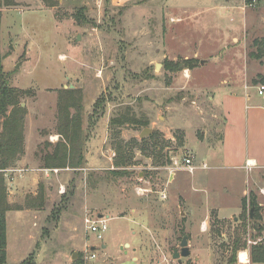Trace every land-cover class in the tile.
<instances>
[{"label":"rangeland","instance_id":"obj_1","mask_svg":"<svg viewBox=\"0 0 264 264\" xmlns=\"http://www.w3.org/2000/svg\"><path fill=\"white\" fill-rule=\"evenodd\" d=\"M13 1L0 9V56L8 86L20 92L23 138H37L30 144L35 158L56 144L59 135L57 141L50 137L58 133L60 92L72 91L82 109L85 160L80 168H58L57 178L43 175L31 186L29 179L21 194L14 180L18 160L4 171L6 191L15 193L12 200L7 196L6 264L34 253L32 264H229L238 236L244 248L237 264L239 252L250 256L253 245L264 243L245 219L250 203L260 210L252 196L256 185L248 204L231 201L240 193L223 201L240 204L236 223L218 219V203L212 205L230 192L226 183L233 173L220 160L226 98L264 85L261 61L247 56L252 42L264 36V0H57L54 7ZM218 6L243 13L247 25L231 23L232 12ZM186 61L192 68L181 67ZM249 93L252 100L234 105L227 143L233 134L234 145L248 143V115L260 101L256 91ZM119 115L146 126L128 123L113 131L110 119ZM145 128L151 134L140 137ZM117 143L126 151L124 168L114 167ZM187 156L196 168L192 173L173 165ZM116 170L121 174H111ZM247 178H236L239 187ZM36 193L42 199L33 200ZM32 203L41 208L20 218L15 208ZM98 215L109 219L101 239L83 223ZM184 236L189 255L173 259Z\"/></svg>","mask_w":264,"mask_h":264},{"label":"trees","instance_id":"obj_2","mask_svg":"<svg viewBox=\"0 0 264 264\" xmlns=\"http://www.w3.org/2000/svg\"><path fill=\"white\" fill-rule=\"evenodd\" d=\"M43 4L48 7H54L57 4V0H41ZM13 0H0V9L2 7L13 6ZM75 13V18L80 21L82 19V13ZM1 15V13H0ZM92 24V23H91ZM252 50L248 52L249 59L260 60L264 65V37L256 39L252 42ZM182 68H192V61H186L181 66ZM72 91L62 90L59 96L58 103V125L57 130L59 140L56 144L46 147L45 152H41L40 162L44 168L55 169L69 167L71 169L80 168L84 165V157L82 154V139L80 128V114L81 105L78 99L72 97ZM20 92L11 89L5 78V74L1 67L0 56V264H6V213L11 210V205L7 203V191L4 177V171L13 167L15 162L23 155V117L25 116L24 108L20 107L19 102ZM73 108L74 114H71L70 109ZM137 124L145 127L134 119L127 118L119 115L110 119L111 130H117L124 124ZM154 134L151 135L153 137ZM114 138H116L114 136ZM142 143L145 141L142 140ZM143 150V148H142ZM116 159L114 160L115 168H124L128 164L125 148L121 143H117L115 147ZM111 174H121L120 172L111 171ZM40 196V197H39ZM39 199H42V194L38 193ZM39 201V200H38ZM39 205L42 202H38ZM250 204V207H253ZM17 208H15L16 210ZM56 212L53 213L55 216ZM246 216L245 219L249 218ZM232 253L233 257L229 264H233L236 261L237 252L244 248V244L240 243L238 236H235L232 240ZM34 255L28 256L19 264H32L34 263ZM251 264H264V243L253 245L250 253ZM73 264H82L81 261H77Z\"/></svg>","mask_w":264,"mask_h":264},{"label":"crops","instance_id":"obj_3","mask_svg":"<svg viewBox=\"0 0 264 264\" xmlns=\"http://www.w3.org/2000/svg\"><path fill=\"white\" fill-rule=\"evenodd\" d=\"M219 9H222L224 11H229L232 13L230 14V22L232 23H239L242 28H244L247 23H248V17L243 15H237V12H234L233 9L227 10L225 6L221 7L218 6ZM208 10H211L210 8ZM217 15H214L211 17V21L214 22L217 20ZM234 19V20H233ZM264 37V36H263ZM233 42H236L237 39H232ZM260 61V60H259ZM203 63V62H202ZM262 63V62H261ZM262 68L264 69V65L262 64ZM259 87V86H258ZM257 87V88H258ZM246 87H243L244 89V96L242 97L244 101H242V98H238L235 93L230 94V96H227L226 100L227 105H226V110L224 112V119H225V124H224V136L221 138V143L219 144V147L222 148L221 151L222 157L220 160H222L225 163V167L233 171L232 176L230 179L227 181V186L230 189L229 193H224L219 195V198L214 200L213 199V204L218 203V205L213 206L214 210L216 211L217 218L219 219H226V218H232L234 223H236V215L238 214L240 210V204L236 206L235 203H240L241 199H245V202L248 204L249 198L251 191H253V186L256 185L258 188V191L254 193L253 196V201L257 203V205L260 207L259 211L255 210V207H248V213L250 217L247 220V227L248 231H259V234L261 235V240H264V179H263V171H264V94L263 95H258V89L256 87H250L254 89H245ZM249 90L256 91L257 96H260V101H255L254 105L252 106L253 111L250 112V115H248V123L250 122L251 124V132L247 133V139L248 143L246 146L242 147L240 145L237 146L234 145L236 141H234L233 136L231 135L229 137V143H227V133H228V127L230 126V122L234 117H236V111L234 110V105L236 103L242 104V102H249L252 100V95L249 93ZM213 101V98L211 99ZM246 122V119H244ZM35 138V139H34ZM231 138V139H230ZM238 140V135L235 137ZM36 137H29V140L27 139L26 136L23 138V146H24V152L23 155L19 158L18 160V167H16V172H18L17 175H14V180L15 182H19L18 186L17 184L15 185L16 191L18 194H21L25 189L28 188V184L30 183L29 179H31L32 183H30V186L35 184H39V182L36 180L39 177H43V173L40 171V169H43L42 166H34L37 162H40L39 158H35V150H34V145L31 146V142L33 144L36 142ZM239 139H242V136L239 137ZM51 141H57L58 140V135L56 136H51L50 137ZM36 144V143H35ZM41 163V162H40ZM42 164V163H41ZM250 164L251 166L249 168H246V165ZM65 171V170H64ZM240 171V172H239ZM60 172V171H59ZM5 173V172H4ZM6 174H4V177ZM61 175V173L56 174L55 176L51 175V178H57ZM246 177L248 178L245 181L240 182V187L236 181V178L238 176L240 177ZM23 179H18L22 178ZM47 178L46 176H44ZM50 178V176L48 177ZM14 182V183H15ZM38 182V183H37ZM26 186V187H25ZM63 186L62 184L59 185ZM14 187V189H15ZM64 187V186H63ZM38 189H40V185L38 186ZM16 192V193H17ZM261 192V193H260ZM241 194V198H238L237 195ZM59 194V193H58ZM232 194H235L237 198H231V201L234 199V202L231 206H227L223 201L228 200L229 197H231ZM15 195L14 190H8L7 196L9 200H12V197ZM62 195V194H59ZM12 196V197H11ZM38 196V193H36L32 198L33 200H36V197ZM228 197V198H227ZM17 197H15L16 199ZM211 201V200H210ZM251 201V200H250ZM34 202V201H33ZM10 204V203H9ZM251 204V203H250ZM34 207H39V206H33V203L31 205H27L25 208L17 206V211L18 213L21 214L20 218H25V216H29V213H32L34 209H40V208H34ZM253 208V212L251 213V209ZM24 209V210H22ZM210 209H213L212 207ZM236 209V210H235ZM28 212V214H27ZM53 211H51V217L53 216ZM247 213V215H248ZM257 214H259L262 218L260 220V217L257 218ZM8 213H6V216ZM241 215V213H240ZM6 219V217H5ZM241 222V221H240ZM124 247L130 246V245H123ZM105 248V246H102ZM240 253V252H239ZM246 255V259L244 262H241L239 260L238 256V263L237 264H250L249 263V255L247 251L243 252ZM64 254V253H63ZM7 255V252H6ZM54 255V253H52ZM28 257V256H27ZM61 257V256H60ZM34 259H35V253H34ZM47 264H54L52 260L50 262H46ZM39 264V263H38Z\"/></svg>","mask_w":264,"mask_h":264},{"label":"built area","instance_id":"obj_4","mask_svg":"<svg viewBox=\"0 0 264 264\" xmlns=\"http://www.w3.org/2000/svg\"><path fill=\"white\" fill-rule=\"evenodd\" d=\"M258 95H263L264 94V85H260L258 88ZM173 165L175 167H178L179 165H182V167L187 170L188 172L192 173L196 168L193 165L192 159L190 157H184L183 159H181V161L178 163V161H174ZM251 165L247 164L246 168H249ZM40 171L46 176L49 177L50 175L54 174H58L59 173V169L55 168V169H47V168H43L40 169ZM65 192L64 187L60 186L58 188V193L59 194H63ZM108 217H98V216H86L83 220L84 226L86 231L92 232L94 234L97 235L98 239L102 238V235L106 232L107 230V224H108ZM95 255H91L90 259H94Z\"/></svg>","mask_w":264,"mask_h":264},{"label":"water","instance_id":"obj_5","mask_svg":"<svg viewBox=\"0 0 264 264\" xmlns=\"http://www.w3.org/2000/svg\"><path fill=\"white\" fill-rule=\"evenodd\" d=\"M23 106V105H21ZM152 130L151 129H148V128H145L141 131L140 133V137L146 135V134H151ZM253 212V208L251 209V213ZM103 215H98V217H102ZM179 251L177 250H173V253H172V258L173 259H177L179 260L180 258H185L189 255V248H188V241H187V237L184 236L181 241H180V244H179ZM76 257H77V254L76 253H73L71 259L72 261H75L76 260Z\"/></svg>","mask_w":264,"mask_h":264},{"label":"bare ground","instance_id":"obj_6","mask_svg":"<svg viewBox=\"0 0 264 264\" xmlns=\"http://www.w3.org/2000/svg\"><path fill=\"white\" fill-rule=\"evenodd\" d=\"M245 259H246V255H245L243 252H240V253H239V260H240L241 262H244Z\"/></svg>","mask_w":264,"mask_h":264}]
</instances>
